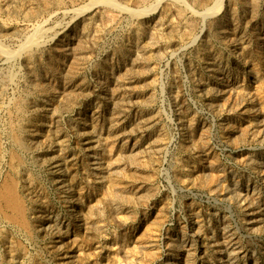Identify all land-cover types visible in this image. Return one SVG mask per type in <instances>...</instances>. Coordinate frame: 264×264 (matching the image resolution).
<instances>
[{"label": "rangeland", "instance_id": "rangeland-1", "mask_svg": "<svg viewBox=\"0 0 264 264\" xmlns=\"http://www.w3.org/2000/svg\"><path fill=\"white\" fill-rule=\"evenodd\" d=\"M0 264H264V0H0Z\"/></svg>", "mask_w": 264, "mask_h": 264}]
</instances>
